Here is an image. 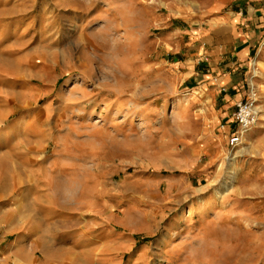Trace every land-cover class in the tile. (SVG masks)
I'll list each match as a JSON object with an SVG mask.
<instances>
[{
	"label": "rangeland",
	"instance_id": "1",
	"mask_svg": "<svg viewBox=\"0 0 264 264\" xmlns=\"http://www.w3.org/2000/svg\"><path fill=\"white\" fill-rule=\"evenodd\" d=\"M199 3L0 0V131L16 137L0 151L47 123L41 151L62 154L48 165L64 180L46 207L62 223L31 216L65 233L56 264H264V107L231 149L235 124L189 72L203 57L190 39ZM12 211L19 224L0 215L5 264H17L1 256L17 241L5 230L31 218Z\"/></svg>",
	"mask_w": 264,
	"mask_h": 264
},
{
	"label": "crops",
	"instance_id": "2",
	"mask_svg": "<svg viewBox=\"0 0 264 264\" xmlns=\"http://www.w3.org/2000/svg\"><path fill=\"white\" fill-rule=\"evenodd\" d=\"M198 6L197 12L202 16V21L191 29L190 39L191 43L200 42L201 54L208 58V62H203L202 58L201 64L193 66L189 72L200 79L201 90L212 98L216 119L229 123L232 119L228 118L236 103L247 96L250 77H253V83L264 102V0H200ZM187 63L184 61L180 66L186 68ZM28 122L24 121L22 125L26 131L31 129ZM35 129L41 131L35 140L27 134L20 136L22 140H30L23 150L0 151V215L10 209V215H14V220L19 224L17 211L13 212L12 208L30 216L34 213L40 216L45 212L48 220H40L48 225L60 221L57 218L62 213L46 205L50 199L58 200L59 192L54 182L64 180L63 167L52 168L48 164L51 162L53 165L54 160L62 154L51 156L52 159L44 155L41 149L48 139L47 123L40 119L36 121ZM2 137L4 142H10L7 138L12 137L16 140V137L2 135L0 131V142ZM33 141H36L35 150L31 144ZM35 221L31 216L23 225L5 230L6 237L11 236L17 241L2 251L1 256L14 253L21 257H15L17 264H40L43 261L33 258L39 253L44 263L56 264L49 254L52 250L62 249L58 247L61 245L57 246L58 249L52 246L65 233L59 229L35 227L32 225ZM40 240L50 242L43 246ZM0 264L5 263L1 261Z\"/></svg>",
	"mask_w": 264,
	"mask_h": 264
},
{
	"label": "built area",
	"instance_id": "3",
	"mask_svg": "<svg viewBox=\"0 0 264 264\" xmlns=\"http://www.w3.org/2000/svg\"><path fill=\"white\" fill-rule=\"evenodd\" d=\"M202 58L203 62H208L206 56L203 55ZM247 85L246 98L236 103L235 111L231 114L232 122L237 128L229 139L231 149L237 148L243 137L256 127L262 113L261 108L264 107V102L261 101L259 92L253 83V77H250Z\"/></svg>",
	"mask_w": 264,
	"mask_h": 264
},
{
	"label": "bare ground",
	"instance_id": "4",
	"mask_svg": "<svg viewBox=\"0 0 264 264\" xmlns=\"http://www.w3.org/2000/svg\"><path fill=\"white\" fill-rule=\"evenodd\" d=\"M229 193V189H224L221 193H220V196H223L225 194H228Z\"/></svg>",
	"mask_w": 264,
	"mask_h": 264
}]
</instances>
